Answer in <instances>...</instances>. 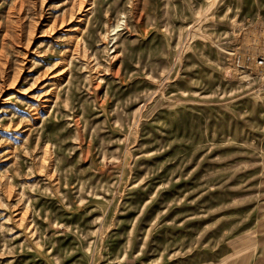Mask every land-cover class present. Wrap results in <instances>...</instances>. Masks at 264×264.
<instances>
[{"label": "rangeland", "instance_id": "obj_1", "mask_svg": "<svg viewBox=\"0 0 264 264\" xmlns=\"http://www.w3.org/2000/svg\"><path fill=\"white\" fill-rule=\"evenodd\" d=\"M264 0H0V264H264Z\"/></svg>", "mask_w": 264, "mask_h": 264}, {"label": "built area", "instance_id": "obj_2", "mask_svg": "<svg viewBox=\"0 0 264 264\" xmlns=\"http://www.w3.org/2000/svg\"><path fill=\"white\" fill-rule=\"evenodd\" d=\"M253 55H254V61L256 62V65L263 68L264 67V47L258 53H255Z\"/></svg>", "mask_w": 264, "mask_h": 264}]
</instances>
